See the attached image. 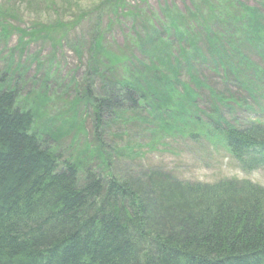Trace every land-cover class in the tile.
Wrapping results in <instances>:
<instances>
[{
  "label": "trees",
  "instance_id": "1",
  "mask_svg": "<svg viewBox=\"0 0 264 264\" xmlns=\"http://www.w3.org/2000/svg\"><path fill=\"white\" fill-rule=\"evenodd\" d=\"M200 1L210 11L202 20L196 13L180 15L178 24L165 28L169 36L176 31L185 42L181 58H173L164 47L159 36L164 33L156 26L134 35L146 57L133 59L130 47L106 57L100 69L109 79L105 98L93 95L88 86L81 99L90 109L94 142H99L93 156L104 154L100 126L105 115H111L107 129L113 124L122 129L145 126L142 131L154 121H167L162 129L167 131L175 122L197 124L211 115L206 123L209 134L225 141L237 158L259 151L257 160L264 165V124L254 120L236 125L222 113L200 110V92L194 88L206 89L208 82L192 65L201 60L223 81L234 77L229 81L236 89L264 94V0ZM199 8L203 7L196 11ZM94 43L102 53L103 44ZM115 61H131L129 73L135 82L126 83L124 73L118 77ZM184 65L191 83L180 79ZM145 73L155 88L143 84L146 88L141 90L136 83ZM159 87L174 95H165L162 103ZM18 90L0 88V264H264L263 191L240 187V194L216 203L199 198L190 207L173 181L171 189L159 191L157 206L163 216L157 226L147 215L144 188L137 180L125 182L108 173V183L103 184L96 173L85 171L86 166L82 171L74 158L60 162L61 155L46 144L48 139L40 141L45 132L33 130V111L17 106ZM126 111L133 117L120 119V112Z\"/></svg>",
  "mask_w": 264,
  "mask_h": 264
},
{
  "label": "rangeland",
  "instance_id": "2",
  "mask_svg": "<svg viewBox=\"0 0 264 264\" xmlns=\"http://www.w3.org/2000/svg\"><path fill=\"white\" fill-rule=\"evenodd\" d=\"M246 3L257 4L259 0ZM198 6L203 8L196 11ZM190 13L202 20L210 11L200 0H0V78L8 77L0 88H20L18 105L31 109L35 123L42 128L56 131L51 147L61 152L60 162L74 158L82 171L86 166L87 173H96L102 183H108L109 170L103 157L92 154L99 142H94L90 109L81 100L84 91L89 86L93 95L105 98L104 86L109 85V79L100 71L103 63L111 53H126L129 47L128 55L133 59L146 57L135 44L134 35H144L151 26L163 31L159 36L173 58H181L180 48L185 42H180L176 31L169 36L165 28L181 21L176 17ZM96 41L99 46L103 44L102 53L93 47ZM189 46L193 47L192 43ZM253 61L262 64L259 56H253ZM115 62L118 77L124 73L126 83L135 82L129 73L131 61ZM192 65L197 76L208 82L206 89L193 87L200 92V110L214 111L218 106L220 110L215 112L223 113L230 123L243 125L258 120L264 124V94L236 89L229 81L234 77L223 81L201 60ZM188 68L184 65L179 69L180 79L191 83ZM136 81L140 88H146L143 84L155 88L146 73ZM156 89H161L162 103L168 98L165 95H174L169 88ZM176 102L174 96L171 103ZM129 115L133 117L129 111L120 112L119 118ZM202 119L203 123L197 120V124L175 122V128L167 131L162 130L167 121H154L155 125L144 131L143 125L138 129L128 126L122 133L118 130L123 129L114 124L101 131L111 173L121 181L141 183L147 215L157 226L163 216L157 206L159 191L171 189L173 181L180 185L190 207L199 198H207V203L230 198L240 194V187L264 192V165L257 160H261V153L235 157L225 141L208 133L206 119Z\"/></svg>",
  "mask_w": 264,
  "mask_h": 264
},
{
  "label": "bare ground",
  "instance_id": "3",
  "mask_svg": "<svg viewBox=\"0 0 264 264\" xmlns=\"http://www.w3.org/2000/svg\"><path fill=\"white\" fill-rule=\"evenodd\" d=\"M8 77H7V75L6 76H3V77H1L0 78V83H3V81L4 80H6ZM6 89V88H5ZM18 93L19 92H17V97H18ZM17 106L18 107H20L19 105H18V101H17ZM23 107V106H22ZM22 107H20V108H22ZM22 109H24V108H22ZM25 111H28V110H30L31 111V109H24ZM108 115H110V114H108ZM108 115H105V116H103L102 117V120H101V124H102V126H100V130H104V131H106V130H108L107 129V125H108V122L110 121V117H111V115L110 116H108ZM33 116H34V113H33ZM35 116H34V122L32 123V128H33V130H34V127L35 128H37V129H39V130H41V131H43V132H45L46 133V135L47 136H44V135H42L41 133H40V135H41V137H40V141L41 142H45L46 141V139H48V141H47V143L46 144H48V146H50V148H53L54 149V147H51V144H52V142H53V140H55V138L53 137L54 135H56V131H52V130H49V129H47V127L46 126H43V128L39 125V124H37V123H35ZM95 122V121H94ZM33 132H35V131H33ZM53 135V136H52ZM54 151H55V149H54ZM58 152V151H57ZM60 155H62L61 154V152H58ZM262 154L264 155V152H262ZM103 157H104V165H105V167L109 170L108 171V173H110V174H113V173H111V168H110V162H109V160L107 159V157H105L104 156V154H103ZM109 167V168H108Z\"/></svg>",
  "mask_w": 264,
  "mask_h": 264
}]
</instances>
